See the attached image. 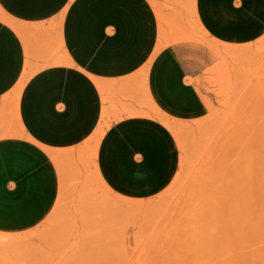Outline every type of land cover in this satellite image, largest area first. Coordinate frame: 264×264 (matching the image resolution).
<instances>
[{"label":"crops","instance_id":"0c3cea01","mask_svg":"<svg viewBox=\"0 0 264 264\" xmlns=\"http://www.w3.org/2000/svg\"><path fill=\"white\" fill-rule=\"evenodd\" d=\"M53 1L0 0V235L12 238L40 228L56 203L53 151L91 141L99 175L123 197L172 181L179 151L165 115L201 114L188 52L205 47L171 40L180 34L165 17L189 33L188 5L210 39L239 44L236 0H64L62 11ZM121 94L127 114L104 129Z\"/></svg>","mask_w":264,"mask_h":264},{"label":"rangeland","instance_id":"374dc122","mask_svg":"<svg viewBox=\"0 0 264 264\" xmlns=\"http://www.w3.org/2000/svg\"><path fill=\"white\" fill-rule=\"evenodd\" d=\"M237 2L239 44L210 39L188 5L189 33L182 21L163 19L168 32L179 31L171 40L205 47L188 52L199 64L201 114H164L179 151L169 185L123 197L99 175L91 141L53 151L56 203L40 228L0 235V264H264V0ZM37 31L45 41L43 26ZM124 97L104 129L127 114Z\"/></svg>","mask_w":264,"mask_h":264},{"label":"bare ground","instance_id":"6f19581e","mask_svg":"<svg viewBox=\"0 0 264 264\" xmlns=\"http://www.w3.org/2000/svg\"><path fill=\"white\" fill-rule=\"evenodd\" d=\"M220 130V129H219ZM214 141V140H213ZM201 215V214H200Z\"/></svg>","mask_w":264,"mask_h":264}]
</instances>
